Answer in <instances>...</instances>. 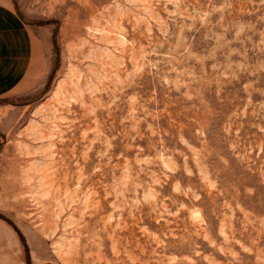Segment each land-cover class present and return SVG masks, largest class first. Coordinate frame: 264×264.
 Listing matches in <instances>:
<instances>
[{
    "label": "rangeland",
    "instance_id": "obj_1",
    "mask_svg": "<svg viewBox=\"0 0 264 264\" xmlns=\"http://www.w3.org/2000/svg\"><path fill=\"white\" fill-rule=\"evenodd\" d=\"M0 1V264H264V0Z\"/></svg>",
    "mask_w": 264,
    "mask_h": 264
},
{
    "label": "crops",
    "instance_id": "obj_2",
    "mask_svg": "<svg viewBox=\"0 0 264 264\" xmlns=\"http://www.w3.org/2000/svg\"><path fill=\"white\" fill-rule=\"evenodd\" d=\"M35 38L18 9L0 1V100L17 94L33 68Z\"/></svg>",
    "mask_w": 264,
    "mask_h": 264
}]
</instances>
